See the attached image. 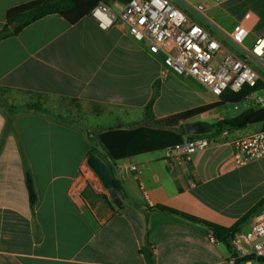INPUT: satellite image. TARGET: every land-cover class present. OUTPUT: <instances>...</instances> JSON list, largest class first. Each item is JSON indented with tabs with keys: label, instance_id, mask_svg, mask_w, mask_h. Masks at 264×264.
Listing matches in <instances>:
<instances>
[{
	"label": "crops",
	"instance_id": "crops-1",
	"mask_svg": "<svg viewBox=\"0 0 264 264\" xmlns=\"http://www.w3.org/2000/svg\"><path fill=\"white\" fill-rule=\"evenodd\" d=\"M32 1L0 0V31L10 9ZM102 1L116 11L126 2ZM172 1L194 18L190 7L203 3L225 33L251 12L247 44L264 35V0ZM24 95L49 115L16 108ZM219 100L165 69L125 26L104 30L89 15L70 23L50 14L0 40V264H149L145 246L153 264H225L232 238L228 245L213 233L212 241L206 225L156 207L226 229L247 217L237 232L247 233L264 210V157L239 165L229 142L264 130L262 123L230 129L227 138L194 134L209 144L190 158L170 148L113 160L98 139L110 128L149 126ZM215 109L186 122L210 123L206 114ZM92 155L122 187L120 206L88 164Z\"/></svg>",
	"mask_w": 264,
	"mask_h": 264
},
{
	"label": "built area",
	"instance_id": "built-area-1",
	"mask_svg": "<svg viewBox=\"0 0 264 264\" xmlns=\"http://www.w3.org/2000/svg\"><path fill=\"white\" fill-rule=\"evenodd\" d=\"M194 18L172 0H128L120 11L99 1L89 17L106 30L125 26L127 33L153 57L160 58L165 69L178 76H190L220 99L227 93H239L246 86L261 89L256 107L264 108V35L247 44L253 14L247 13L230 33L223 32L205 16L203 3L190 7ZM229 128L216 131L227 138ZM239 165L264 157V130L229 142ZM209 144L192 137L174 149L188 158ZM136 178L140 170L133 166ZM212 241H216L213 232ZM264 264V210L257 214L250 230L231 239V253L225 264Z\"/></svg>",
	"mask_w": 264,
	"mask_h": 264
},
{
	"label": "trees",
	"instance_id": "trees-1",
	"mask_svg": "<svg viewBox=\"0 0 264 264\" xmlns=\"http://www.w3.org/2000/svg\"><path fill=\"white\" fill-rule=\"evenodd\" d=\"M99 1L102 0H34L20 5L9 10L7 23L0 31V40L18 34L26 26L50 14H60L68 20V22L75 23L83 16L89 15L91 9ZM125 1L127 2L128 0ZM14 22H17L18 26L15 30H12L10 26ZM260 89L261 87L259 85L256 87L246 86L239 93H227L223 95L218 102L159 119H152L151 106H148L146 109V116L152 119V121L149 122V126L128 129L110 128L101 133L98 139L113 160L125 158L132 153L146 149L160 150L174 148L176 145L182 144L185 140L193 136L185 133L184 123L186 121L225 104H239ZM24 111L40 112L49 115V111L40 103H31ZM257 123H262L264 125V108L249 107L236 116L224 118L212 124L203 122L209 131H221L224 128L243 129ZM114 185L117 191L121 193L122 187L120 184L114 182ZM26 186L30 203L34 205L37 200V194L29 170L26 171ZM156 209L177 214L191 221L204 224L213 231L219 240L228 245V239L235 236L239 227L247 219V217L242 218L233 228L226 229L169 207L159 206L156 207ZM143 253L147 262L153 264V255L149 246L143 248ZM246 259L247 258L239 259L238 264H242Z\"/></svg>",
	"mask_w": 264,
	"mask_h": 264
},
{
	"label": "water",
	"instance_id": "water-1",
	"mask_svg": "<svg viewBox=\"0 0 264 264\" xmlns=\"http://www.w3.org/2000/svg\"><path fill=\"white\" fill-rule=\"evenodd\" d=\"M17 26L18 23L14 22L11 25V29L15 30ZM184 129L187 135L206 133L209 131L208 128L203 123L198 121H189L184 123ZM88 164L90 165L92 170L96 173V175L99 177L104 187L108 189L110 197L113 200V202L117 206H120L121 199L118 196V192L114 185V181L109 168L99 158H97L94 155L89 157Z\"/></svg>",
	"mask_w": 264,
	"mask_h": 264
},
{
	"label": "rangeland",
	"instance_id": "rangeland-1",
	"mask_svg": "<svg viewBox=\"0 0 264 264\" xmlns=\"http://www.w3.org/2000/svg\"><path fill=\"white\" fill-rule=\"evenodd\" d=\"M261 93L255 92L251 96L247 97L239 104H225L216 108L214 111L206 114V118L209 120L210 124L215 123L220 117H233L239 113L247 110L249 107H256L255 99ZM31 103H39L34 101L31 97L24 95L18 97L15 101L16 108L26 109ZM209 133V132H208ZM261 213V212H260ZM259 214V213H258Z\"/></svg>",
	"mask_w": 264,
	"mask_h": 264
}]
</instances>
